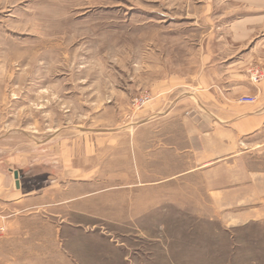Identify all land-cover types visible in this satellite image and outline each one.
<instances>
[{"label": "rangeland", "instance_id": "obj_1", "mask_svg": "<svg viewBox=\"0 0 264 264\" xmlns=\"http://www.w3.org/2000/svg\"><path fill=\"white\" fill-rule=\"evenodd\" d=\"M258 1L0 0V167L52 182L0 209V264H264V124L232 141L163 92L231 53V15L264 40Z\"/></svg>", "mask_w": 264, "mask_h": 264}, {"label": "crops", "instance_id": "obj_2", "mask_svg": "<svg viewBox=\"0 0 264 264\" xmlns=\"http://www.w3.org/2000/svg\"><path fill=\"white\" fill-rule=\"evenodd\" d=\"M241 4L260 7L259 1L239 0ZM253 2L252 4H250ZM255 15H239L233 17L226 26L228 37L226 43L231 46V53L225 58H219L215 54H209L206 63L202 62L195 72L194 83L185 79L183 72H174L169 75V82H165V94L178 92L175 101L189 99L201 108L204 105V95L209 97L207 104L212 110H217V115H212L210 121L213 133L220 130L232 141L235 134L239 137H248L259 130L264 124V81L256 87L248 81V72L253 66H264V40L253 42L258 38L260 22L254 20ZM222 28V24L218 25ZM212 28V27H211ZM222 39V38H221ZM204 56L201 60L203 61ZM242 96H255L258 98L256 105H240L237 99ZM23 168H17L19 174V189L15 187L13 173L0 167V209L12 208L13 213L21 212L30 208L49 206L37 203L29 207L25 204L38 199V195L49 189L50 183L44 184L36 178L40 174L27 176ZM7 218V217H6ZM6 218H2L4 220Z\"/></svg>", "mask_w": 264, "mask_h": 264}, {"label": "built area", "instance_id": "obj_3", "mask_svg": "<svg viewBox=\"0 0 264 264\" xmlns=\"http://www.w3.org/2000/svg\"><path fill=\"white\" fill-rule=\"evenodd\" d=\"M258 78H261V79L264 78V68H262L260 71L255 72L252 80L256 82ZM253 102H254V98H250V97H244V98H241L240 100L241 104H250Z\"/></svg>", "mask_w": 264, "mask_h": 264}, {"label": "water", "instance_id": "obj_4", "mask_svg": "<svg viewBox=\"0 0 264 264\" xmlns=\"http://www.w3.org/2000/svg\"><path fill=\"white\" fill-rule=\"evenodd\" d=\"M13 178L15 180V187L19 189V174L17 171H13Z\"/></svg>", "mask_w": 264, "mask_h": 264}]
</instances>
